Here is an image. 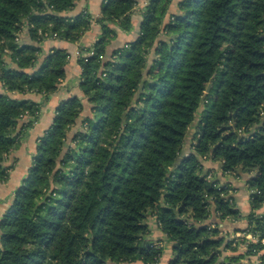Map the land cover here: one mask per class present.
Returning a JSON list of instances; mask_svg holds the SVG:
<instances>
[{"label": "trees", "instance_id": "obj_1", "mask_svg": "<svg viewBox=\"0 0 264 264\" xmlns=\"http://www.w3.org/2000/svg\"><path fill=\"white\" fill-rule=\"evenodd\" d=\"M75 1L0 0V183L40 111L7 92L46 98L56 89L67 52L44 53L39 43L52 33L75 41L88 29L87 12L62 14ZM170 2L148 0L137 37L105 60L111 24L128 30L136 0H103L101 33L78 57L89 114L81 117L84 105L72 96L37 138L0 217V264H153L163 247L144 237L150 215L172 243L167 264H213L224 236L204 222L210 206L220 218L240 213L227 189L204 179V155L224 171L250 174L246 218L264 236V213L255 212L264 201V0H180L165 21ZM24 24L31 43L16 39ZM196 118L194 150L176 162ZM255 247L264 244L246 253Z\"/></svg>", "mask_w": 264, "mask_h": 264}, {"label": "crops", "instance_id": "obj_2", "mask_svg": "<svg viewBox=\"0 0 264 264\" xmlns=\"http://www.w3.org/2000/svg\"><path fill=\"white\" fill-rule=\"evenodd\" d=\"M148 0H136V3L130 14L131 27L128 30L122 29L117 23H112L116 31L115 37L108 43L105 49L103 58L109 59L112 52L124 44L134 40L139 34L140 22L142 19V12ZM180 0H171L168 10L165 14L164 20L167 21L171 14L178 11L177 4ZM103 0H76L71 9L62 12L70 17H75L80 12L85 11L92 16L90 26L80 36L78 40L70 41L61 38L48 37L42 39L39 43L44 53L49 52L53 48L64 49L67 52V63L65 65V76L59 82L56 89L51 92L48 97L45 98L44 94L30 92V93H17L7 92L9 96L16 98H29L40 104V111L37 120L33 125L27 128L20 139L18 146L9 154L5 164L9 165L8 177L5 181L0 183V217L8 207L11 197L15 189L21 185L23 179L27 174V169L31 165L32 156L35 152L36 140L42 135L52 123L53 117L56 114V108L59 103L72 96L80 98L84 105L82 116L89 114V103L84 96L80 86V74L81 67L78 63V57L81 47H92L94 42L97 40L101 33L100 24L96 19L101 13V4ZM20 41L23 43H31L33 40L30 38L29 29L25 25L20 32ZM92 50V48H90ZM4 89L0 83V92ZM6 93V91H4ZM199 116V115H198ZM197 116V117H198ZM81 117L77 120V123L72 127L69 137L72 132L76 131L80 126ZM199 118V117H198ZM193 122L190 129L184 139L181 147L180 157L188 155L192 152L191 143L197 133V120ZM220 162L218 160H205L203 162L202 171L208 172L210 169H214V174L211 176V181L216 183L217 187H221L224 184L228 186V195L231 197L232 205L238 209L240 213L239 219L232 221L227 218H220L216 215L211 206L210 214L204 220L206 224L215 223L219 230V234L224 236L223 245L220 246V254L216 262L213 264H222L227 261V258L233 256L244 257L246 254V247L243 245L236 246H225V241L230 239L236 233L242 231L247 225L246 215L251 211L249 193L250 189L247 186V178L250 174L241 172L240 170L236 173L222 174L219 172ZM259 215L264 212V203L255 210ZM146 234L145 239L150 243L161 245L163 247L162 254L158 262L153 264H167L168 261L173 257L172 243L167 240L164 232L160 229L158 222L154 215H150L145 220ZM264 254V247L260 250V255ZM125 264H144L141 261Z\"/></svg>", "mask_w": 264, "mask_h": 264}, {"label": "built area", "instance_id": "obj_3", "mask_svg": "<svg viewBox=\"0 0 264 264\" xmlns=\"http://www.w3.org/2000/svg\"><path fill=\"white\" fill-rule=\"evenodd\" d=\"M85 12V11H84ZM26 27H28V25L24 24ZM22 25L20 27V30L18 31L17 33V36H16V39L19 40L20 39V32L23 28ZM47 36V34H45ZM51 37L52 38H55L57 37L56 33H52L51 34ZM93 50H90L89 52L85 53L84 54V57L88 54H91ZM80 55V54H79ZM259 117H260V120L262 122H264V110H260L259 112ZM199 134L197 133L196 134V137H198ZM195 143H196V139L194 138L192 143H191V149L192 151L194 150V146H195ZM201 165H202V169H203V162L205 160H212L211 158L207 157V156H201ZM214 161V160H212ZM219 172L222 173V174H230V173H233V172H228V171H224L222 169V166H221V163H220V168H219ZM214 174V169H210V171L206 172L203 171V177L205 180L207 181H211V176ZM221 187H224L225 189H228V186L227 184H224L223 186ZM253 192H256V193H261L263 192L262 190H259V189H253L252 190ZM264 193V192H263ZM208 199H211L210 196L208 195H205ZM229 202L232 204V200L230 198ZM264 203V201H263ZM262 203V204H263ZM261 204V205H262ZM233 206V205H232ZM211 207V206H210ZM234 207V206H233ZM214 212L216 213V215L219 217V212L214 210ZM264 213V212H263ZM263 213L259 214V215H262ZM227 219H231L232 221H235L239 218H233V217H225ZM247 219V218H246ZM208 227H216L215 223H209L207 224ZM254 227V223L251 222L247 219V225L246 227L236 233L234 236H231L230 239L232 240L231 241V245L234 247L236 245H243L246 247V249H248V246L249 244H252V243H260V244H264V236L261 234V232L258 230V229H251ZM263 248V247H262ZM262 248H258V247H255V248H252L251 252L250 253H246L244 257H241L239 258L237 261H233V262H230L229 264H264V259L262 258V254L260 255V250ZM222 263H228V261H225V262H222Z\"/></svg>", "mask_w": 264, "mask_h": 264}, {"label": "water", "instance_id": "obj_4", "mask_svg": "<svg viewBox=\"0 0 264 264\" xmlns=\"http://www.w3.org/2000/svg\"><path fill=\"white\" fill-rule=\"evenodd\" d=\"M210 87H211V82H209V83L207 84L206 92H209ZM180 160H181V157H180V155H178L177 158H176V162H179Z\"/></svg>", "mask_w": 264, "mask_h": 264}]
</instances>
